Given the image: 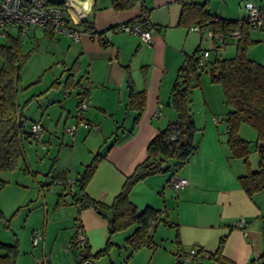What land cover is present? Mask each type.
<instances>
[{
  "label": "crops",
  "instance_id": "obj_1",
  "mask_svg": "<svg viewBox=\"0 0 264 264\" xmlns=\"http://www.w3.org/2000/svg\"><path fill=\"white\" fill-rule=\"evenodd\" d=\"M76 1L80 5H76L78 7L87 5L84 20L93 21L98 31L107 30L105 38L109 41L108 47L103 46L100 37L91 39L79 27L77 30L81 34L77 41L69 36L50 34L40 28H33L28 32V38L34 39V43L37 44V51L40 36L58 42L59 46L67 39L72 40V44L68 45V54L74 57L70 69L66 67L65 61L58 65L64 66L65 72L71 70L66 79L68 91L63 97L67 99L77 97L75 124L66 125L64 130L66 135L73 138V163L70 169L60 174L49 175L50 179L45 183L55 178L69 177L78 184L76 195L77 191L79 192L77 180L83 173V168L91 163L88 162L90 158L92 161L91 156L96 154L93 152L98 148V152L105 154V157L89 181L86 193L94 200L110 206L121 192L126 179L133 174L139 164L147 160L150 142L178 118L177 112L169 105L172 89L185 56L193 54L198 48L199 45L195 48L198 38L190 34L192 32L189 29L179 25L183 7L181 0H143L150 11L148 19L152 26L150 43L143 42L139 36L117 30L119 24L136 22L142 13L146 12L144 5L116 11L113 6L114 0ZM70 12L76 20L79 19L75 11L70 9ZM111 28L113 30L108 31ZM108 34H111L110 37ZM73 72L81 75V81L72 78L74 87L69 84ZM64 75L65 73L62 77ZM130 84L137 91L146 90L145 109L134 128L137 113L128 107ZM87 86L91 105L83 114V119L98 126V133L101 135L112 129L111 121L115 123L122 121L121 126L117 125L116 132L111 133L115 140H110L111 143L103 149H99L101 135H90L95 130L80 126L87 135L79 132L80 127L74 135L66 132L67 128L78 123V105L84 97L83 88ZM62 110L66 109L62 107ZM158 110L161 111V115L154 118ZM213 116L211 118L206 114L201 123L194 118L198 127H204L203 135L197 143V152L180 172L150 176L136 185L130 194V199L138 210L144 206L162 208V211L171 218L172 228L177 231V249H171L168 254L156 251L152 264H175L174 254L176 259L180 258L193 247L204 252L200 264H248L264 253V204H262L264 201L260 203L255 199L256 195L249 196L243 189L239 178L244 176V166L239 160L231 157L218 132L220 123L216 124ZM46 130L44 127V139ZM83 144L87 145L85 149L82 148ZM75 170L81 172L77 178L73 177ZM173 175L186 178L191 184L179 191L174 190L167 186ZM61 192L60 199L57 202L52 199V204L60 201L65 204L56 207L49 222L43 226L44 248L52 242L53 246L57 245L58 248L56 256L58 253L63 254L66 261L71 257L80 258L83 248L73 249L69 246L77 231L76 220L87 236V246L92 256L103 250L108 241H111L112 245L120 244L114 243L117 241L113 240L107 219L94 210L78 214V206L73 203L74 195ZM67 196L71 197L70 200L63 198ZM242 219L246 220V224L240 227ZM33 230L35 228L31 233ZM51 232H55V236H51ZM222 237H226L222 260L210 258L209 255L216 252ZM130 252L127 253L126 262L131 259L132 263L137 254ZM98 262L96 263L99 264ZM178 263H182V259Z\"/></svg>",
  "mask_w": 264,
  "mask_h": 264
},
{
  "label": "trees",
  "instance_id": "obj_2",
  "mask_svg": "<svg viewBox=\"0 0 264 264\" xmlns=\"http://www.w3.org/2000/svg\"><path fill=\"white\" fill-rule=\"evenodd\" d=\"M181 2L183 7L179 22L180 26L189 29L194 25L202 27L207 25L214 34L224 35L226 41L231 33L238 30L241 32V36L237 39L235 57L221 58L216 56L214 61L209 62L207 67H210L209 73L212 81L222 85L225 102L230 109L224 121L231 157L244 159L247 162L249 143L240 137V126L242 124L252 126L258 133V143L264 142V64L248 57L247 49L250 43L249 31L251 28L246 24L245 17L237 20L225 19L212 14L205 4L191 0H181ZM46 3L65 9L64 4L57 0H46ZM140 4L144 5V10L149 15L150 11L147 10L143 0H114L113 2L116 11L130 10ZM258 6L264 8V0H261V4ZM75 27L76 29L79 27L91 39L100 37L105 48L110 45L105 38L107 30H96L93 21L83 20ZM111 30L113 28L108 31ZM10 31L8 30L1 34H5L6 39L9 41L8 45L0 46V56L3 61L0 68V172L14 171L19 160L25 157V145L31 142V124H29L27 118L20 110L17 101V85L21 80V72L24 65L27 60H30L34 51L37 50V44L32 50L28 51L27 56L23 53L22 32L19 30L18 35L13 36ZM46 32L52 34L51 29H47ZM200 46L193 54L185 56L172 89L169 105L177 112L178 118L161 130L150 142L147 148V160L139 164L133 174L126 179L121 192L115 197L112 204L106 206L86 193V187L95 174L101 160L104 159L105 154L100 152L95 154L91 163L85 167L77 180L79 192L74 195L73 203L77 206L79 205L78 214L87 210H94L98 214L100 211L105 212L106 215L103 217L112 226L111 234L136 227L134 232L126 238L127 246L132 249L130 254L142 248H150L154 251L158 248L153 240V229H155L159 220L162 219V211L151 206H146L142 211L138 210L130 199L133 189L146 178L168 171L169 167L165 165L169 160L173 161L175 169L181 168L198 150V144L195 141L198 128L190 109V95L192 90L191 82L196 81L198 83L202 71L205 69H197ZM74 74L75 72L71 73L69 78V82H71L69 84L72 87L75 86L72 81ZM82 95L88 97L87 92L82 91ZM145 98V89L137 91L132 84L129 85L128 107L137 113L133 128L142 117L145 109ZM259 144V169L239 178L243 189L249 196L264 191V148H260ZM63 204L65 202L60 201L56 206L59 207ZM112 218L113 223H111ZM76 223V230L78 231L82 226L78 224V220H76ZM176 241L178 242V237ZM225 243L226 237H222L219 240L216 252L209 255L210 258L222 260ZM111 245V241H108L106 247L93 256L86 245L80 256V263H86L92 258L107 254ZM0 250L4 252L0 255V264H16L18 256L16 243H0ZM199 256V261H201L204 256L202 249H199ZM258 262H264V253L259 258L251 260L248 264H257Z\"/></svg>",
  "mask_w": 264,
  "mask_h": 264
},
{
  "label": "rangeland",
  "instance_id": "obj_3",
  "mask_svg": "<svg viewBox=\"0 0 264 264\" xmlns=\"http://www.w3.org/2000/svg\"><path fill=\"white\" fill-rule=\"evenodd\" d=\"M191 1L205 4L212 14L231 20L243 19L246 14L244 8L246 2H254L257 5L261 3V0ZM18 33L19 30L17 29L10 31V34L13 36H17ZM190 34L198 38L195 48L201 45L202 50H209L210 63L214 61L216 56L233 58L236 55L237 38H230L225 44L223 42L218 43L222 47L216 50L217 45H213L207 33L192 32ZM22 36L23 53L28 56V51L36 44L34 43V39L28 38V35L24 34ZM249 40L250 43L247 49L248 57L264 64V30L250 29ZM8 42L5 34L0 36V46L8 45ZM71 44L72 40L67 39L64 41V44L59 46L58 42L40 36L39 49L38 51H34L35 54L29 61L27 60L21 72V80L17 85V101L20 110L27 118L29 124L42 120L43 127L47 129L45 139L42 138V141L46 143L47 147L44 150L38 144L27 143L25 145V157L19 160L17 168L14 171L0 172V243L17 244L18 256L16 264H81L77 262L78 258L76 259L75 257H71L66 261L63 254L58 253L62 256H56L58 248L57 245L53 246L52 242L47 245V248H44V241L40 246L34 247L31 240L32 229H44L43 226L49 222L51 213L57 207V203L55 202L60 199V194L62 193L58 187H54V191L50 190L52 185L49 187L47 184L53 179L45 183L47 179H50L48 176L54 173L60 174L70 169L73 163V138L66 135L64 130L66 125L70 126L71 124H75L77 97L72 96L70 99L63 97L66 91H68L66 88V79L69 77L67 75L70 71L67 70L65 72L64 66L58 67L62 61H65L66 67L71 68L70 65L74 61V57L68 54V45ZM2 64L3 61L0 56V68ZM209 69L210 67H206L202 71L198 82L199 84L196 81L191 82L190 107L194 118L199 120V123L203 121L206 114L211 118L214 115L213 117L221 119L218 132L223 144L229 150L224 120L230 109L226 105L222 85L212 81ZM63 73L65 75L62 77ZM74 79L76 81L80 79L81 81V75H78L76 72ZM62 107L66 110L63 111ZM117 123L114 121L110 122L112 129L102 134L104 135V139H102V135L98 133V130L90 133L92 136L101 135L99 149H103L105 146L107 147L111 143L110 140H115V136L113 134L111 135V133L116 132L117 125L121 126L122 121ZM197 128L198 131L195 136V141L199 143V138L203 135L204 127L200 128L197 126ZM79 132L86 133L81 127L79 128ZM239 135L249 143V154L247 162L244 159H233L239 160L243 164V173L244 175H248L250 172L259 169L260 152L258 150V133L252 126L242 124L239 128ZM86 146L84 145L82 148L85 149ZM97 149L94 150L93 154L98 153ZM93 156H91L92 159ZM90 162L91 158L88 163ZM165 166L169 167L168 171H166L167 175L180 172L182 167H184L175 169L172 160H169ZM80 173L78 170H75L73 177L77 178ZM255 195V199L260 201V203L264 201V191ZM63 198L70 200L71 197L67 196ZM52 199L55 200L54 204H52ZM50 204L52 206L49 209ZM144 208L145 206L140 211ZM158 210L162 211V208ZM170 221L171 218L162 211V219L159 220L157 226L153 229V240L158 245L155 251L150 248H142L135 251L137 256L135 259L133 257L134 261L132 263L130 262L131 259L126 262L127 253L132 251L126 244V238L134 232L136 228L134 226L127 230L113 233V240L117 241L114 243L120 244L111 245L107 254L98 258H92L89 264H95L98 261L99 264H152L153 254L156 251L160 250V252H167L168 254V251H171V249H177V231L172 228L173 226H171ZM56 231L57 228H55ZM55 232H51L50 235L55 236ZM3 253L0 250V255ZM174 261L175 264H188L178 263L175 254ZM82 264L87 263L83 262Z\"/></svg>",
  "mask_w": 264,
  "mask_h": 264
},
{
  "label": "built area",
  "instance_id": "obj_4",
  "mask_svg": "<svg viewBox=\"0 0 264 264\" xmlns=\"http://www.w3.org/2000/svg\"><path fill=\"white\" fill-rule=\"evenodd\" d=\"M62 2L65 6L63 9L60 6L48 5L46 0H0V36L3 32L8 30L17 29L22 32V34L28 35V32L33 28H40L43 30L51 29L52 34H60L73 38L75 41L79 40L80 32L76 29V25L86 18V9L80 12L79 19L76 20L72 13L70 12L71 6H80L77 4L76 0H57ZM83 3V2H82ZM83 8V6H81ZM245 8V22L251 29H264V8L259 7L254 2H246ZM148 12L142 13L136 22L133 24L122 23L117 27L118 31L127 32L132 35L139 36L143 42L150 43L152 41V26L148 21ZM190 32L207 33L213 45L216 46V50L220 49L222 46L218 45L226 41V37L222 34H214L207 25L200 26L194 25L189 28ZM241 32L238 30L231 33L228 37L239 38ZM210 52L209 50H202L200 46V53L198 56L197 69L202 70L206 68L209 64ZM89 86L84 88V92H87ZM91 100L89 97L83 98L78 107V123L66 129V132L74 135L80 126L88 130H98V126L93 125L83 119L84 112L90 107ZM161 115V111L158 110L154 114V118H158ZM216 124L221 123V119L216 117L213 118ZM31 142L33 144L40 145L44 150L46 149V143L42 141L44 134L43 123L38 120L34 121L30 125ZM190 181L186 178L173 175L167 186L173 188L174 190H181L182 188L190 185ZM51 191H54V187H58L61 191L75 195L77 189V182L69 177L66 178H55L49 184H47ZM79 206V205H78ZM246 224V220L242 219L239 226L242 227ZM32 245L34 247L40 246L44 241V229H38L31 234ZM87 245V236L82 227L77 231V234L72 238L70 247L71 248H84ZM199 249L191 248L188 252L182 254L177 261L182 263L195 264L199 261ZM89 264V261L86 262Z\"/></svg>",
  "mask_w": 264,
  "mask_h": 264
},
{
  "label": "water",
  "instance_id": "obj_5",
  "mask_svg": "<svg viewBox=\"0 0 264 264\" xmlns=\"http://www.w3.org/2000/svg\"><path fill=\"white\" fill-rule=\"evenodd\" d=\"M111 34H108V37H110ZM130 81V80H129ZM260 148H264V142L259 144ZM99 214H101L102 216H105L106 213L100 211ZM111 223H113V218L111 219ZM110 230H112V226H110ZM80 261V258H78L77 262ZM196 264H200V261H198ZM257 264H264V262H258Z\"/></svg>",
  "mask_w": 264,
  "mask_h": 264
},
{
  "label": "bare ground",
  "instance_id": "obj_6",
  "mask_svg": "<svg viewBox=\"0 0 264 264\" xmlns=\"http://www.w3.org/2000/svg\"><path fill=\"white\" fill-rule=\"evenodd\" d=\"M84 7L81 8V7H78V6H71L70 9L75 11V14L79 17V13L80 12H83L85 9H87V5H83Z\"/></svg>",
  "mask_w": 264,
  "mask_h": 264
}]
</instances>
